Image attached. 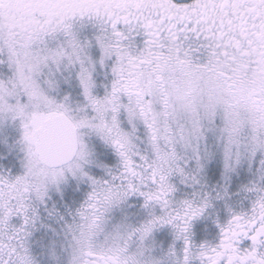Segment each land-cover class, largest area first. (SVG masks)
<instances>
[{
    "label": "snow or ice",
    "instance_id": "obj_1",
    "mask_svg": "<svg viewBox=\"0 0 264 264\" xmlns=\"http://www.w3.org/2000/svg\"><path fill=\"white\" fill-rule=\"evenodd\" d=\"M0 264H264V0H0Z\"/></svg>",
    "mask_w": 264,
    "mask_h": 264
}]
</instances>
